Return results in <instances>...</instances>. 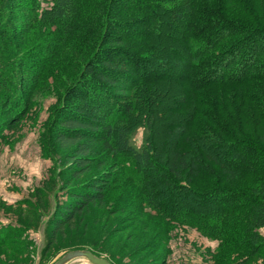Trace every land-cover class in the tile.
Masks as SVG:
<instances>
[{
  "label": "trees",
  "instance_id": "obj_1",
  "mask_svg": "<svg viewBox=\"0 0 264 264\" xmlns=\"http://www.w3.org/2000/svg\"><path fill=\"white\" fill-rule=\"evenodd\" d=\"M59 65L50 140L73 177L121 156L155 212L264 263V0H0V137ZM102 175L66 191L53 232L105 200Z\"/></svg>",
  "mask_w": 264,
  "mask_h": 264
},
{
  "label": "rangeland",
  "instance_id": "obj_2",
  "mask_svg": "<svg viewBox=\"0 0 264 264\" xmlns=\"http://www.w3.org/2000/svg\"><path fill=\"white\" fill-rule=\"evenodd\" d=\"M17 26L12 20L10 35L15 37L7 43L22 52L35 37L22 35ZM60 65L55 71L60 75L42 81L31 97L30 110L0 137V226L16 225L19 231L17 237L0 243V264H52L76 247L93 249L113 264H264L261 253L246 257L192 226L155 212L124 171L121 156H110L101 168L73 177L65 161L68 150L50 140L52 110L62 89L57 79L64 75ZM147 135L145 126H137L129 142L140 150ZM106 171L112 172V179L105 200L91 205L64 231L53 232L55 219L46 220L53 208L70 200L66 191L85 186ZM257 230L264 236V226ZM226 255L228 259L217 261ZM66 264L92 263L76 258Z\"/></svg>",
  "mask_w": 264,
  "mask_h": 264
},
{
  "label": "water",
  "instance_id": "obj_3",
  "mask_svg": "<svg viewBox=\"0 0 264 264\" xmlns=\"http://www.w3.org/2000/svg\"><path fill=\"white\" fill-rule=\"evenodd\" d=\"M83 258L92 264H112L107 258L97 256L91 250L88 249H71L64 252L59 258H57L52 264H66L67 262L76 259Z\"/></svg>",
  "mask_w": 264,
  "mask_h": 264
}]
</instances>
